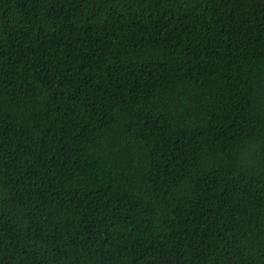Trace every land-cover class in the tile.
Instances as JSON below:
<instances>
[{"label": "trees", "instance_id": "16d2710c", "mask_svg": "<svg viewBox=\"0 0 264 264\" xmlns=\"http://www.w3.org/2000/svg\"><path fill=\"white\" fill-rule=\"evenodd\" d=\"M0 264H264V0H0Z\"/></svg>", "mask_w": 264, "mask_h": 264}]
</instances>
